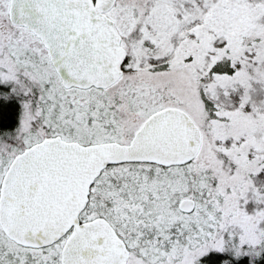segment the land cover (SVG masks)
<instances>
[{"label": "snow or ice", "instance_id": "6c2138e0", "mask_svg": "<svg viewBox=\"0 0 264 264\" xmlns=\"http://www.w3.org/2000/svg\"><path fill=\"white\" fill-rule=\"evenodd\" d=\"M0 264H264V0H0Z\"/></svg>", "mask_w": 264, "mask_h": 264}]
</instances>
